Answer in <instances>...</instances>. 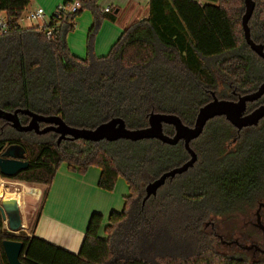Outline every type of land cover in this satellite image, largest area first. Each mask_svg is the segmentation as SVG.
Returning a JSON list of instances; mask_svg holds the SVG:
<instances>
[{
  "label": "trees",
  "instance_id": "1",
  "mask_svg": "<svg viewBox=\"0 0 264 264\" xmlns=\"http://www.w3.org/2000/svg\"><path fill=\"white\" fill-rule=\"evenodd\" d=\"M96 1H83L70 22L47 38L39 27L19 25L31 0H0V13L10 27L0 37V110L59 117L77 129H94L114 118L122 119L127 129H143L150 113L175 115L191 127L211 93L233 101V91L250 94L264 83V62L243 38V0H149L148 18L128 26L103 57L93 54L100 26ZM253 2L250 37L264 48V0ZM84 8L92 12L94 23L86 57L80 59L70 53L66 38ZM216 74L223 94L217 90ZM262 103L264 96L252 107ZM19 120L26 125L29 118L19 115ZM261 131L238 136L223 117L209 121L190 145L198 158L193 168L167 180L142 204L150 182L189 159L182 143L57 144L51 133H18L0 120V154L19 145L29 163L11 180L49 187L61 164L80 173L97 167L99 189L112 192L122 179L129 192L122 211L111 212L104 228L101 214L90 216L77 253L33 235L10 233L0 213V264H8L2 249L5 240L22 243L23 264H248L242 256L214 253L203 225L211 215L253 206L264 197V122ZM163 132L174 134L169 126ZM47 193L46 189L33 228Z\"/></svg>",
  "mask_w": 264,
  "mask_h": 264
},
{
  "label": "water",
  "instance_id": "2",
  "mask_svg": "<svg viewBox=\"0 0 264 264\" xmlns=\"http://www.w3.org/2000/svg\"><path fill=\"white\" fill-rule=\"evenodd\" d=\"M244 14L241 18V27L245 44L264 62V48L256 44L250 37L249 20L253 14L255 4L253 0H243ZM211 101L201 107L195 117L193 126L189 127L175 115L150 113L147 119V127L143 129H127L125 123L120 118H114L104 122L94 129H77L66 125L59 117H45L32 113L28 110H15L5 112L0 110V120L5 121L10 127L18 133L33 132L36 135H45L54 133L57 137V144L61 141H77L99 143L102 141L112 143L120 140L129 142H139L145 140H157L161 144L176 146L182 143L189 159L179 167L163 173L160 177L150 182L144 189L142 204L149 198L155 197L167 180H172L176 176L186 173L197 162V155L191 148V143L197 140L206 126V124L215 119L223 117L237 132L244 128L257 126L259 121L264 119V105L259 106L248 115H244L248 103L257 102L264 95V83H262L255 92L239 96L237 101L219 100L214 93H211ZM19 115L29 118L27 125H22ZM40 124L45 125L40 129ZM173 128V136H167L163 132V127ZM29 163L26 160V152L19 145L6 147L0 154V176L11 179L20 172L27 170ZM0 213L3 222L7 224V230L10 233L17 234L22 229V217L20 208L15 200L0 202ZM259 229L264 232V227L260 225V219L257 216ZM257 250L264 253V250ZM2 249L8 264H23L20 256L23 251V245L18 241L5 240L2 242ZM250 249V248H248Z\"/></svg>",
  "mask_w": 264,
  "mask_h": 264
},
{
  "label": "crops",
  "instance_id": "3",
  "mask_svg": "<svg viewBox=\"0 0 264 264\" xmlns=\"http://www.w3.org/2000/svg\"><path fill=\"white\" fill-rule=\"evenodd\" d=\"M65 1L31 0L27 10L42 8L46 14L50 15L59 4ZM193 1L198 4L202 3L200 0ZM95 6L98 8L100 21L102 17L108 16L109 19L102 22L100 32L93 38V54L96 57L106 56L111 46L128 26L146 20L149 14V0H97ZM107 6L111 8L109 13L104 12ZM47 22L48 19H44L42 24ZM88 22L91 23L90 18ZM86 44L87 39L84 41V38L80 37L77 43H74L73 40L68 41L67 46L70 53L82 58ZM99 177L100 170L97 167H90L84 173H80L67 164H61L49 187L33 183L18 182L14 184L25 188L24 198L27 203L28 192V195L36 198L34 203L26 204L24 208L20 209L22 229L18 233H24L29 237L36 236L68 252L77 253L90 216L93 213L101 214L103 217L102 228H104L111 212L122 211L124 199L129 193L128 187L122 179L117 181L112 192L99 189ZM0 178L2 180L0 186L7 184L3 181L7 178L2 176ZM46 189L48 193L37 223L34 228L33 225L29 227L31 218L38 213L41 198Z\"/></svg>",
  "mask_w": 264,
  "mask_h": 264
},
{
  "label": "rangeland",
  "instance_id": "4",
  "mask_svg": "<svg viewBox=\"0 0 264 264\" xmlns=\"http://www.w3.org/2000/svg\"><path fill=\"white\" fill-rule=\"evenodd\" d=\"M107 8L111 9L110 6H107ZM45 15H46L45 20H46L47 17H49V14H45ZM89 18L91 20V23L88 22ZM105 20H109L108 16L101 18L99 29L97 30L94 37H96L100 32V29L102 28L101 27L102 22ZM41 23L42 21H34V22L22 21L19 23V25L22 28H31V27H38V25ZM92 23H94V17L92 15V12L86 8L82 9L81 13H79L76 16V18L73 20V30L70 31V33H68L67 35L68 39L66 38L67 44L68 41L70 42V40L71 41L73 40L74 43H77L80 37L81 39L84 38V41L88 39V34L92 26ZM85 46H84V57L80 59H84L86 57L87 48ZM216 77H217L216 78L217 90H219V92L223 94V92L226 91L224 88L220 86L221 80L217 74ZM55 141L57 142V139H55ZM3 181H5L4 183L7 184L0 186V202L4 201L7 191L10 192L17 191L16 193H18L22 189L21 186L14 185L19 182L17 180L4 179ZM26 187L31 189L34 188L33 186H26ZM28 194H27L28 203L26 201V204L34 203L36 198H33ZM259 203H264V197L260 198V200L256 202L253 206H249V205L247 206L244 205L243 207L239 206L233 212H228L221 216L211 215L204 222L203 231L207 236L209 244L211 246V250L214 253L220 256H229V257L242 256L247 260L248 264L264 262V256L254 253L253 251H240L235 248L229 249L227 248V246L222 245V243H220V239L218 238L219 236H221L224 240L238 239L241 244H245V245H249L251 242H260V244H264L263 237L259 232H257L256 228H254L253 226V224L256 221L255 213L258 209ZM260 215L263 218V222H264V210L260 212ZM34 218L35 217L31 218L32 221L30 222L29 227L32 226ZM3 225H4V229L7 230V224L3 222ZM213 233H215L216 237L213 235ZM18 234L20 233H17L15 235Z\"/></svg>",
  "mask_w": 264,
  "mask_h": 264
},
{
  "label": "built area",
  "instance_id": "5",
  "mask_svg": "<svg viewBox=\"0 0 264 264\" xmlns=\"http://www.w3.org/2000/svg\"><path fill=\"white\" fill-rule=\"evenodd\" d=\"M87 0H69L59 4L52 14L47 17L48 22L39 24L38 27L45 33L47 38H51L54 30L61 24L70 22L69 20L75 15L82 6V2ZM105 13H109L110 9H104ZM46 12L42 8L27 11L20 17L19 23L22 21L34 22L43 21L46 17ZM10 32L9 23L6 17L0 13V37L5 36ZM0 181L1 178H0Z\"/></svg>",
  "mask_w": 264,
  "mask_h": 264
},
{
  "label": "flooded vegetation",
  "instance_id": "6",
  "mask_svg": "<svg viewBox=\"0 0 264 264\" xmlns=\"http://www.w3.org/2000/svg\"><path fill=\"white\" fill-rule=\"evenodd\" d=\"M232 94H233V96H236L235 97L236 100H233V101H237V99H238L239 96H244V95H237V94H235L234 91L232 92ZM260 100L261 99H259L258 101H260ZM257 102L248 103L246 105V111H245L244 115H248L249 113H251L252 111H254L256 108H258L259 106L264 105V103H262V104H258L255 107H252V104H255ZM263 122H264V119L260 120L257 126H253V127H249V128H244L240 132H237L235 129L234 130L237 132L238 136L240 134H242V133L250 132L252 130H257V131H259V133H262L261 127L263 126ZM44 127H45V125L40 124V129H43ZM51 134H53L56 137H58L54 133H51ZM38 136H40V135H38ZM234 142H236V140ZM240 144H242V142H240ZM262 210H264V203H259L258 209H257V211L255 213L256 221L253 224V226H254V228H256L257 232H259L261 234V236L263 237V241H264V232L261 229H259V224L257 223V216H258L259 219H260V225H262V227H264L263 218L260 215V212ZM213 235L216 237L215 233H213ZM218 238L220 239V243H222V245L227 246V248H229V249L230 248H235V249L240 250V251H253L254 253H257V254H259L261 256H264V253H261L259 250H257L255 248V246H257L259 249L264 250V244H260V242H251L249 245H245V244H241L238 239H234V240H224L221 236H219ZM248 248H250V249H248Z\"/></svg>",
  "mask_w": 264,
  "mask_h": 264
},
{
  "label": "bare ground",
  "instance_id": "7",
  "mask_svg": "<svg viewBox=\"0 0 264 264\" xmlns=\"http://www.w3.org/2000/svg\"><path fill=\"white\" fill-rule=\"evenodd\" d=\"M21 188L22 189L18 193H16L17 192L16 190H15L16 192L7 191V193L5 195V198H4V201L15 200L17 202V204H18L20 209L24 208L26 206V201H25V198H24L25 188L23 186Z\"/></svg>",
  "mask_w": 264,
  "mask_h": 264
}]
</instances>
